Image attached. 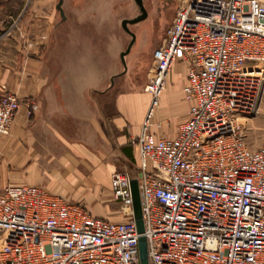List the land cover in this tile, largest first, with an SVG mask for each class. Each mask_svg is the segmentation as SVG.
<instances>
[{"label": "built area", "instance_id": "1", "mask_svg": "<svg viewBox=\"0 0 264 264\" xmlns=\"http://www.w3.org/2000/svg\"><path fill=\"white\" fill-rule=\"evenodd\" d=\"M187 67L192 104L174 137L152 120L174 62ZM150 103L138 137L137 176L112 174L127 219L94 217L33 186L0 190V264H264V147L252 149L240 120L258 114L264 93V0H184L153 52L143 88ZM22 106L0 82V139ZM138 183L144 226L133 214Z\"/></svg>", "mask_w": 264, "mask_h": 264}, {"label": "crops", "instance_id": "2", "mask_svg": "<svg viewBox=\"0 0 264 264\" xmlns=\"http://www.w3.org/2000/svg\"><path fill=\"white\" fill-rule=\"evenodd\" d=\"M50 1V15L39 20L32 51H0V81L36 106L31 114L22 106L9 135L0 139V190L9 185L40 187L67 203L85 204L94 217L120 222L113 221L120 216L108 204L112 198L122 213L111 177L118 171L137 176L140 157L129 140L139 136L150 103L143 90L147 73L141 81L118 83L127 74L121 55L132 40L122 24L137 18L140 10L135 0L132 5L63 0L62 17L59 0ZM144 20L127 24L135 43V28ZM107 26L116 43L113 54L106 52ZM90 28L97 34L94 41L87 36ZM186 82L187 67L174 62L152 120L156 136L174 137L188 118L192 102L182 92Z\"/></svg>", "mask_w": 264, "mask_h": 264}, {"label": "rangeland", "instance_id": "3", "mask_svg": "<svg viewBox=\"0 0 264 264\" xmlns=\"http://www.w3.org/2000/svg\"><path fill=\"white\" fill-rule=\"evenodd\" d=\"M170 1L171 0H162L159 4L154 5L153 0H142V4H144L147 9V18L140 23L138 28H135L137 31L136 43L131 49L128 58L125 57V65L127 67H123L124 70L127 69V74L124 77H120L118 83L125 84L127 80L132 82L137 80L141 81L143 80L144 73L148 74V70L153 61V52L162 43L164 32L170 25L178 8V4H181L184 0H174L172 5ZM120 2L122 5L133 4V0H121ZM50 4V0H0V51L8 55L15 54L18 48L31 52L33 47H35L33 42L38 35L36 27L39 25V20L41 18H46V16L50 15ZM42 9L43 11H41ZM110 30L111 29L107 26V40H105V46L107 47L106 52L113 54L115 52L113 48L116 43H114L115 40L111 41L109 38L111 33ZM87 36H89L92 41H94V38H97V34H93L91 28ZM151 55L152 61L149 60ZM128 86L131 88L133 87V85ZM123 88H126V85H123ZM240 123L242 124V133L245 135L249 147L252 149L264 147V93L258 114L248 119H242ZM107 191L111 192L110 188L107 189ZM111 199L112 198H108V204H111V209L114 210L117 216L122 217H117V219H113V221H125L127 217L124 212L121 210L126 218L122 216L120 211L118 212L116 208L117 204L111 201ZM79 205L88 210L85 204L81 203ZM94 207L98 206L95 205ZM99 207H101V205H99Z\"/></svg>", "mask_w": 264, "mask_h": 264}, {"label": "water", "instance_id": "4", "mask_svg": "<svg viewBox=\"0 0 264 264\" xmlns=\"http://www.w3.org/2000/svg\"><path fill=\"white\" fill-rule=\"evenodd\" d=\"M62 1L63 0H59L58 9L60 11H61L60 5L62 4ZM135 3L139 7L140 15L131 21H123V24H122L123 28L131 35V38H132L126 51L123 52L121 55V60L124 66H126L125 56L129 53L130 49L133 47L135 43V35L129 31V29L127 28V24L144 20L147 17V13L143 7L142 0H135ZM61 14H62V17H64L62 11H61ZM131 193H132V199H133V214H134V219H135V223L137 226V230L139 234H143L144 226H143L142 211H141V198H140L138 183L136 180H133L131 182ZM139 257H140L141 264H149L147 244H146V239L144 236H141L139 238Z\"/></svg>", "mask_w": 264, "mask_h": 264}]
</instances>
